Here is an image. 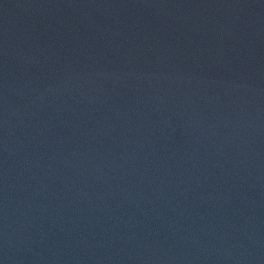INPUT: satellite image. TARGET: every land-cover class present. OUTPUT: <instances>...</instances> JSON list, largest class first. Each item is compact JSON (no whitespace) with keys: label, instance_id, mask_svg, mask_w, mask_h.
Instances as JSON below:
<instances>
[{"label":"water","instance_id":"1","mask_svg":"<svg viewBox=\"0 0 264 264\" xmlns=\"http://www.w3.org/2000/svg\"><path fill=\"white\" fill-rule=\"evenodd\" d=\"M0 264H264V0H0Z\"/></svg>","mask_w":264,"mask_h":264}]
</instances>
